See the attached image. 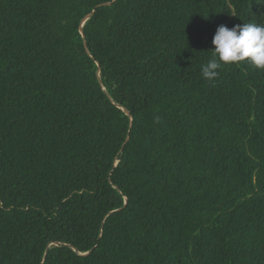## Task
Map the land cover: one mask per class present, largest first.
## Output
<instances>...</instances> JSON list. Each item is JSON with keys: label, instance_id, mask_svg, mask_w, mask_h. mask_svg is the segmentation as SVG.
Listing matches in <instances>:
<instances>
[{"label": "trees", "instance_id": "16d2710c", "mask_svg": "<svg viewBox=\"0 0 264 264\" xmlns=\"http://www.w3.org/2000/svg\"><path fill=\"white\" fill-rule=\"evenodd\" d=\"M244 22L264 0H0V264H264V69L201 74Z\"/></svg>", "mask_w": 264, "mask_h": 264}, {"label": "clouds", "instance_id": "9594fccd", "mask_svg": "<svg viewBox=\"0 0 264 264\" xmlns=\"http://www.w3.org/2000/svg\"><path fill=\"white\" fill-rule=\"evenodd\" d=\"M212 44V58L201 69L203 78L208 81H214L225 64L247 61L264 69V25L253 22L231 28L220 25Z\"/></svg>", "mask_w": 264, "mask_h": 264}, {"label": "water", "instance_id": "95a60500", "mask_svg": "<svg viewBox=\"0 0 264 264\" xmlns=\"http://www.w3.org/2000/svg\"><path fill=\"white\" fill-rule=\"evenodd\" d=\"M88 18V16H86L85 18H84V20L82 21V24H81V26L84 24V22H85V20ZM128 114V113H127Z\"/></svg>", "mask_w": 264, "mask_h": 264}]
</instances>
